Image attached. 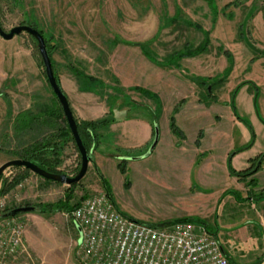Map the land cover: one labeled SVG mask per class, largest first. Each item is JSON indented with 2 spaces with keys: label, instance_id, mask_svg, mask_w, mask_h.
<instances>
[{
  "label": "rangeland",
  "instance_id": "obj_1",
  "mask_svg": "<svg viewBox=\"0 0 264 264\" xmlns=\"http://www.w3.org/2000/svg\"><path fill=\"white\" fill-rule=\"evenodd\" d=\"M231 2L236 4L226 8L225 5ZM213 4L216 11L206 0H0V26L8 32L17 25H36L50 46L57 45L51 53V61L62 90L67 92V95L64 93L66 97H75L73 92L78 87L81 92H89L88 97H106L107 104H110L109 97L122 95L118 91L120 83L108 64L109 50L114 46H124L121 44L140 49L135 43H146L153 59L151 62L170 67L172 71H176L172 66L178 67L181 75L190 78L192 85L198 87L200 97L211 99L209 112L212 123L205 130L208 137L223 133L222 137L227 138L224 137L223 141L235 147L242 142L246 144L250 132L241 122L238 126L231 124L225 102L231 91L246 81L233 97V106L251 124L254 135H257L255 150H258L264 147V0H213ZM173 17L177 22L168 23L167 19ZM204 31L209 32V45L205 52L188 60L181 58L176 65L168 63L169 56L184 46H198L203 41ZM225 52L231 54L233 60L228 76L219 84L202 86L199 83L201 78L212 83L214 78L222 76L228 67ZM141 55L146 57L144 53ZM39 62L36 45L28 34L22 33L10 40L0 36V165L16 159L12 151L19 143H28L49 132L42 124H32L29 130L16 128L18 115L27 111L40 113V106L54 100ZM72 67L96 78L101 85L92 91L82 90V85L70 70ZM196 70L197 73L193 72ZM200 71H204L206 76L202 77L198 73ZM136 81L139 82L138 79ZM127 97L144 96L132 90ZM175 97L193 96L191 92H183L176 87ZM149 103L153 106V101L149 100ZM156 114L158 132L162 133V117L159 112ZM181 131L187 138V144L192 143L193 136L183 129ZM252 154L254 151L242 157ZM149 161L138 160L128 166L126 180L129 187L124 186L125 177L119 171L101 170L116 207L138 223L164 212L185 210L178 198L151 187L154 182L142 178V174L168 171L167 163L160 165L162 168L159 169ZM79 163L77 152L68 142L59 169L73 176ZM233 164L234 168H240L235 160ZM93 168L90 163L86 174L77 183L73 202L103 192ZM190 168L187 167L184 173L190 172ZM15 171L13 167L7 168L2 178H10ZM222 184L227 189L233 185L231 182ZM66 188L64 184L46 183L32 173L0 197V213L14 205L27 206L24 204L29 203L28 206L38 208L37 204L54 203L63 198ZM209 188L207 190L212 192L219 187L211 185ZM261 208V204L237 206L230 198L224 208L215 210V205L212 208L197 205L191 214L205 219L210 232L217 234L220 245L240 259L238 263L252 264L264 257V212H260ZM19 217L22 218L19 221L27 251L18 257L21 264H78L75 256L78 230L65 212L41 213L36 209Z\"/></svg>",
  "mask_w": 264,
  "mask_h": 264
},
{
  "label": "crops",
  "instance_id": "obj_2",
  "mask_svg": "<svg viewBox=\"0 0 264 264\" xmlns=\"http://www.w3.org/2000/svg\"><path fill=\"white\" fill-rule=\"evenodd\" d=\"M121 45L124 46H114L109 50L108 64L112 74L120 83L121 90L118 88V91L122 95L109 97L110 104H107L106 97H88L89 92H81L77 87L74 90L75 93L73 92L75 97H66L73 114L80 120H98L109 113L114 119L108 127H97L95 131L98 140L95 149L92 151L95 173L99 172L102 175L101 170L118 171V159L126 153L135 157L128 161L127 166L138 160H150L160 169L162 168L160 165L167 163L168 171L142 174V178L154 182L151 187L165 190L164 192H168L170 197L178 198V202L185 210L177 213L164 212L153 218L142 219L143 223L150 225H159L164 221L193 216L191 214L193 213L192 209L196 211L197 205L209 206L210 208L215 205V210L224 208L225 203L229 202L230 198L234 199L232 194L222 196L226 190L239 191L245 197L248 188L242 181L229 174L227 166L229 153L245 143L242 142L238 147H235L234 144L223 141L225 137H222L223 133H218V135L215 133L211 138L208 137L205 130L212 123V114L209 112V108L212 106L211 99L200 97L198 87L192 85L190 78L181 75L178 67L172 66L176 69V71H172L170 67L155 65L150 61V58L141 55L143 52L138 47ZM188 58L190 57L182 59L188 60ZM193 72L197 73V70ZM198 73H201L202 77L206 76L204 71ZM137 79L139 82L136 81ZM132 87L151 89L146 88L145 90L156 95L155 98L159 102L162 133L161 131L158 132L157 142L150 153L147 152L154 138V127L156 126L157 130L159 127L158 120L155 121L152 116L155 103L153 102V106H151L149 100H152L147 97H127L128 92H132L130 90ZM176 87H179L183 92H191L193 97H175ZM123 88L128 92L126 93ZM63 91L67 95V92ZM225 103L226 113L231 124L238 126L240 121L235 118L229 105V99ZM172 116L180 130L183 129L193 136L192 143L187 144L186 136L180 141L171 132L169 119ZM254 136L253 144L249 148L231 156L230 164L233 169L247 168L250 159L264 151V147L255 150L256 133ZM251 151H254V154L242 157L243 154L247 155ZM234 160L240 168H234ZM187 167H191V170L184 173ZM255 177L258 182L255 190H264V186L261 184L264 183V161ZM222 182L227 185L231 182L233 185L227 189V186L223 185ZM211 185L219 188L209 192L207 189H210L209 186ZM220 197L222 198L219 201ZM234 201L237 206L243 203H248L250 206L261 204L264 209V198L259 202L251 200L237 202L235 199ZM263 209L261 208L260 212L263 213ZM17 218L22 219L19 216ZM130 218L132 219V217ZM216 230L217 228H215ZM210 233L212 234V232ZM213 235L217 237L215 232ZM223 251L230 262L240 264L238 263L240 259L236 255L229 253L224 248ZM257 260L259 258L254 263ZM11 264H21L20 259L12 261Z\"/></svg>",
  "mask_w": 264,
  "mask_h": 264
},
{
  "label": "trees",
  "instance_id": "obj_3",
  "mask_svg": "<svg viewBox=\"0 0 264 264\" xmlns=\"http://www.w3.org/2000/svg\"><path fill=\"white\" fill-rule=\"evenodd\" d=\"M208 2V5L216 11V8L214 7L213 0H206ZM236 2H231L225 5V7H230L231 5H235ZM252 15L249 14L248 17ZM247 17V18H248ZM246 18V20H247ZM168 23L174 24L177 22V19L175 17L167 19ZM187 24L191 25L189 22H186ZM32 28L36 29L38 32H40L44 38L45 44H46V49L47 52L50 56L51 59V53L54 50L55 46L57 45H52L50 46L48 44V39L46 38L45 34L43 31L38 28L36 25H31ZM195 28L198 29V26L196 24H193ZM204 38L203 41L196 47H190V46H184V48L181 51H176L172 53L169 58H168V63L176 65V61L180 60L181 58L185 57H193L196 56L200 53H203L206 51L207 46L209 45V32L204 31L203 32ZM31 41L36 45V43L33 41V38L29 36ZM51 38V36L49 37ZM129 44H132V42H128ZM135 45L139 46L142 52L151 60V54L149 50L146 49V43H135ZM225 56L228 59V67L223 71V74L221 77H216L212 80V83H209L210 81L204 80L201 78L199 80L200 84L202 86H206L207 84H219L223 80H225V77L228 76L232 69V56L228 52H225ZM176 63V64H175ZM40 66L42 65V62L40 60L39 62ZM52 69H53V62L51 61ZM72 74L75 76V78L78 80V82L82 85L81 89L84 91H92L93 88H97L101 85V82L97 80L94 77L87 76L83 73L82 70H79L77 68L72 67L71 69ZM53 73L56 77L57 83L60 85L59 80L56 76V73L53 70ZM43 76L45 78V74L43 72ZM45 81L47 83V80L45 78ZM247 82L242 81L240 82L230 93L229 95V105L232 109V112L235 116V118L243 123L246 128L250 132V138L246 144L243 146H240L234 150H232L229 155H228V160H227V166H228V172L230 175L235 176L238 180L242 181L246 188H248L247 194L245 197L241 195L239 191L236 190H226L224 191L223 195L226 194H232L234 196V199L237 202H246L247 200H251L253 202H259L264 198V190H255V188L258 185L257 179L255 177L256 172L261 168V165L264 161V152L256 155L255 157L250 159V164L247 168L242 169V170H235L231 167L230 164V158L232 155L236 154L239 151L245 150L249 148L253 144L254 140V132L252 129L251 124L249 123L248 120L244 119L241 117L235 110L233 106V97H235L236 93L238 90L244 86ZM48 85V83H47ZM49 87V85H48ZM131 90H134L136 92H139L142 96L150 98L154 103H155V109L152 114L153 118L155 121L157 120V114L159 112V102L155 98L156 95L153 93L142 89L140 87H132L130 88ZM52 92V90H51ZM53 94V92H52ZM205 94L208 95L207 90L205 89ZM53 101H51L49 104H45L40 106V113L32 114L30 111L24 112L20 115H18L16 119V128L19 131L22 130H29L31 128L32 124H42L46 129L49 130L48 133L45 135L39 137V138H34L28 143H19V146L12 151L13 157L17 159H24L28 160L34 164H36L38 167L41 169H44L50 173H62V171L59 169L61 163H62V155L63 151L65 148V145L68 142H71L75 151L78 154L77 148L73 142V138L71 136V133L69 131V128L67 126L66 120L62 114L61 108L57 102V99L55 95L53 94ZM71 109V107H70ZM72 111V109H71ZM72 115L74 117L75 123H76V128L79 134V137L82 141L83 146L86 148L89 156L92 159V151L95 149V144L97 143V133L95 132L97 127H103L106 128L108 125L114 120L111 114L109 113L107 116L103 117L102 119L98 120H93V121H88V120H80L75 117L72 111ZM169 127L171 132L181 141L185 138V135L183 132L176 126L174 122L173 116L170 117L169 119ZM199 138V137H198ZM198 143V141H197ZM79 157V154H78ZM80 158V157H79ZM129 158H135L134 156L130 155L129 153L121 156L118 159L117 162V168L118 171L120 172L121 175L125 177L124 181V186L129 187V182L126 180L127 177V171H128V161L130 160ZM92 164H94L93 159L91 161ZM16 171L8 179L2 178V175L0 176V182H1V187H0V197L8 194L12 189H14L16 186L21 184L24 180H26L30 174H32L29 170L23 168V167H13ZM79 169V166L77 167V171ZM98 177L101 181V186L103 189V192L106 194V196L109 198V200L112 202V204L116 207L113 199H112V194H111V189L108 183L105 181L103 176L97 172ZM46 183H51L52 181L50 180H45L43 179ZM77 183L70 184L67 186L63 198L57 200L54 203H43V204H37L38 208L37 210L40 211L41 213H51V212H65L69 213L73 208H75L81 200L88 196L82 197L80 200L77 202H73L74 199V189L76 187ZM222 197H220L219 201L221 200ZM24 205H29V203H25ZM21 206L20 205H14L10 207H6L2 210L0 213V218L2 217L3 214L7 213L9 210H11L14 207ZM116 209H118L116 207ZM183 221H189L192 223L200 224L206 228L208 232L210 230L207 228L208 224L206 223L205 219L199 218L196 216H187V217H182L179 219H174V220H169V221H164L161 222L159 225H152L154 227H166L169 225H172L177 222H183ZM149 225V224H148ZM213 234V233H212ZM262 257L259 258V260ZM257 260V261H259ZM256 261V262H257ZM255 262V263H256Z\"/></svg>",
  "mask_w": 264,
  "mask_h": 264
},
{
  "label": "built area",
  "instance_id": "obj_4",
  "mask_svg": "<svg viewBox=\"0 0 264 264\" xmlns=\"http://www.w3.org/2000/svg\"><path fill=\"white\" fill-rule=\"evenodd\" d=\"M65 215L78 229V264H234L202 225L183 221L153 227L134 222L104 192L84 198ZM23 252L21 221L0 218V264H11ZM254 264H264V257Z\"/></svg>",
  "mask_w": 264,
  "mask_h": 264
},
{
  "label": "water",
  "instance_id": "obj_5",
  "mask_svg": "<svg viewBox=\"0 0 264 264\" xmlns=\"http://www.w3.org/2000/svg\"><path fill=\"white\" fill-rule=\"evenodd\" d=\"M22 33H26L29 36H31L34 42L36 43V49L38 51L40 60L43 65V72L45 74V78L53 94L55 95L57 102L61 108L62 114L66 120L67 126L73 138V142L77 148V151L80 157V163H79V169L75 173V175L68 176L64 173H59V174L50 173L44 169H41L36 164L28 160L16 158V159L9 160L3 163L2 165H0V176L9 167H23L29 170L31 173L45 180H50L52 182L64 184L67 186L70 184L78 183L86 174L88 165L91 163L92 159L89 156L86 148L83 146L82 141L79 137V134L76 128V123L72 115V111L70 109V105L68 103L66 95L64 94L61 86L56 81V77L53 73V69L51 65V59L47 52L44 38L40 32H38L36 29L32 28L29 25H17L11 28L8 32H5L0 26V36L5 40H10L14 36L20 35ZM154 130H155L154 138H153L152 144L150 145L147 153L151 152L152 148L154 147L158 139V130L156 126L154 127ZM129 159L132 160L134 158H129ZM36 209L37 208L35 206H28V205L27 206H17L9 210L7 213L3 214L1 218H10V217L19 216L27 212L36 211ZM133 221L137 222L134 219ZM148 226H152V225L149 224Z\"/></svg>",
  "mask_w": 264,
  "mask_h": 264
}]
</instances>
